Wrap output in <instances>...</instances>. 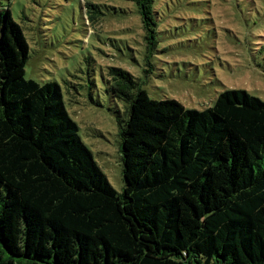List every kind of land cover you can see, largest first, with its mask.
I'll use <instances>...</instances> for the list:
<instances>
[{
    "label": "trees",
    "instance_id": "16d2710c",
    "mask_svg": "<svg viewBox=\"0 0 264 264\" xmlns=\"http://www.w3.org/2000/svg\"><path fill=\"white\" fill-rule=\"evenodd\" d=\"M146 64L155 0H135ZM83 4L86 23L97 21ZM31 46L0 7V264H264V100L242 88L188 108L121 67L117 190L58 81L26 76ZM146 72H148L146 70Z\"/></svg>",
    "mask_w": 264,
    "mask_h": 264
},
{
    "label": "rangeland",
    "instance_id": "374dc122",
    "mask_svg": "<svg viewBox=\"0 0 264 264\" xmlns=\"http://www.w3.org/2000/svg\"><path fill=\"white\" fill-rule=\"evenodd\" d=\"M85 1L97 16L90 24ZM0 7L10 8L29 40L26 76L62 85L82 138L119 191L123 103L107 91L111 67L135 75L151 97L188 108L213 105L227 88L264 100V0H155L151 66L135 0H0Z\"/></svg>",
    "mask_w": 264,
    "mask_h": 264
}]
</instances>
